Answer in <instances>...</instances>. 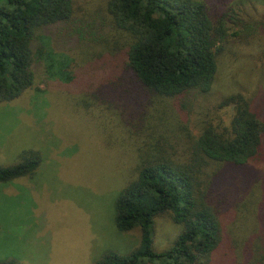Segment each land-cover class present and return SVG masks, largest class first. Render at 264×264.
<instances>
[{
    "label": "trees",
    "instance_id": "16d2710c",
    "mask_svg": "<svg viewBox=\"0 0 264 264\" xmlns=\"http://www.w3.org/2000/svg\"><path fill=\"white\" fill-rule=\"evenodd\" d=\"M217 17L203 0H108L105 16L87 19L75 17L73 0H0V103L34 85L33 66L45 62V46L60 33L62 44L77 36L105 49L87 65L91 75L84 89L91 88L93 97L122 108L161 103L174 121L172 138L157 136L146 144L137 177L115 202L116 229L138 228L139 247L126 256L105 254L95 264H264V213L255 244L244 247V262L231 228L232 190L244 183L257 184L264 212V172L257 171L264 164L263 113L237 94L222 101L233 107L225 131L208 125L195 137L187 127L196 95L212 88L217 56L229 39V21ZM238 21L233 36L254 35L258 24ZM105 25L118 35L113 42L103 35ZM63 75L67 83L73 80ZM180 145L182 158L175 156ZM39 161L38 153H24L18 164L0 167V183L31 175ZM164 213H171L181 232L168 249L156 252L154 218Z\"/></svg>",
    "mask_w": 264,
    "mask_h": 264
},
{
    "label": "rangeland",
    "instance_id": "374dc122",
    "mask_svg": "<svg viewBox=\"0 0 264 264\" xmlns=\"http://www.w3.org/2000/svg\"><path fill=\"white\" fill-rule=\"evenodd\" d=\"M107 1L73 0L75 17L105 16ZM203 1L214 20L225 16L229 21V39L217 56L211 90L196 95L190 109L187 127L195 137L208 125L218 132L229 127L233 107L222 101L232 95H242L264 116V0ZM238 20L258 24L254 35L246 40L233 36L240 29ZM107 33L111 42L118 36L105 25ZM53 35L44 49L47 68L42 60L33 66L34 85L0 103V167L18 164L27 152L40 158L31 175L0 183V264H95L105 254L126 256L137 249L140 230L116 229L115 202L137 177L146 144H154L157 136L173 137L174 121L161 103L122 108L84 89L91 75L87 65L105 52L102 46L77 36L62 44L63 35ZM53 65L61 70H51ZM64 73L73 75L70 83ZM176 151L182 158V145ZM257 171L262 175L264 164ZM232 191L231 228L244 262V247L255 244L261 227V191L251 181ZM152 232L153 249L161 252L181 226L164 213L154 218Z\"/></svg>",
    "mask_w": 264,
    "mask_h": 264
}]
</instances>
